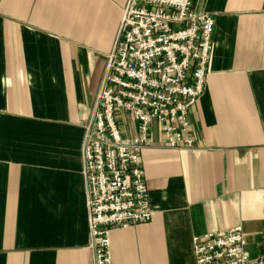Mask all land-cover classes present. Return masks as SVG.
Segmentation results:
<instances>
[{"label": "crops", "instance_id": "crops-1", "mask_svg": "<svg viewBox=\"0 0 264 264\" xmlns=\"http://www.w3.org/2000/svg\"><path fill=\"white\" fill-rule=\"evenodd\" d=\"M126 1L0 0V264H94L81 148ZM194 7L215 19L195 144L154 124L153 218L111 231L114 264H196L194 235L236 225L264 254V0Z\"/></svg>", "mask_w": 264, "mask_h": 264}, {"label": "built area", "instance_id": "built-area-1", "mask_svg": "<svg viewBox=\"0 0 264 264\" xmlns=\"http://www.w3.org/2000/svg\"><path fill=\"white\" fill-rule=\"evenodd\" d=\"M195 0H127L81 154L94 264H114L111 231L150 222L141 154L158 123L193 147L190 113L206 89L215 19ZM131 127L134 133H131ZM196 264H264L241 225L192 237Z\"/></svg>", "mask_w": 264, "mask_h": 264}]
</instances>
